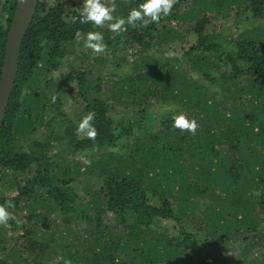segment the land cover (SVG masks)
<instances>
[{"label":"trees","instance_id":"16d2710c","mask_svg":"<svg viewBox=\"0 0 264 264\" xmlns=\"http://www.w3.org/2000/svg\"><path fill=\"white\" fill-rule=\"evenodd\" d=\"M129 2L136 8L143 0ZM15 6L16 0H0V75ZM233 9L250 25L223 45L221 34L208 28ZM173 23L189 27L179 31ZM93 26L81 23L80 10L64 0H39L22 40L0 124V177L32 165L36 172L16 195L0 196L15 217L0 225V264H264V0H175L159 25L125 24L105 40L130 54L117 97L131 109L127 123L116 124L102 85L88 81L85 71L64 80L76 81L83 116L95 114L94 138L79 137L71 126L62 136L75 154L101 151L82 171L102 181L85 201L74 189L80 167L52 173L44 155L33 146L22 151L16 142L43 120L55 84L46 74L61 68L78 39L98 32ZM187 35L193 43L182 55L152 54L155 47L182 45ZM206 56L224 60L228 72L210 77L207 68L215 62ZM184 62L211 86L182 72ZM151 100L165 106L157 120ZM173 112L194 119L195 131L174 129ZM154 122L156 130L148 133ZM126 139L130 146L122 144ZM54 215L66 231H50L40 241L35 229ZM71 223L88 226L80 234ZM190 223L200 234L188 230ZM51 245L60 250L50 253Z\"/></svg>","mask_w":264,"mask_h":264},{"label":"rangeland","instance_id":"374dc122","mask_svg":"<svg viewBox=\"0 0 264 264\" xmlns=\"http://www.w3.org/2000/svg\"><path fill=\"white\" fill-rule=\"evenodd\" d=\"M81 2V3H79ZM106 5H114V11L112 13L113 17H124L126 18L130 9L133 8L129 0H102ZM64 3L68 5L69 9H79L82 7V0H64ZM185 5L182 4L181 11L185 9ZM236 10L233 9L227 14H220L214 18L213 23L208 28V33H220L223 39V45H226L227 42L235 39L238 33L243 30L245 27H249L250 24L242 21L243 14L239 13L238 15ZM240 20V21H239ZM114 22V21H113ZM108 23L105 22L102 26H97L94 23V29L102 34L103 43L105 45L103 52H93L90 48L84 46L85 39L80 38L73 44L70 49V52L64 57L62 61L61 68L56 72H51L46 74V79L52 78L54 80V89H51V94L47 97L46 112L43 114V120L39 126L36 127L34 132L28 137H21L17 139V145L22 151H30L32 148L37 152H40L44 155L47 165L50 163V171L53 173H59L60 169L65 171H74L76 168L80 167L81 175H77L75 182V190L78 194L81 195L82 200H87V194L97 191L100 187L102 181L96 177L92 176L89 173H84L83 168L90 163L96 161L98 154L101 152L85 153V154H75L72 152L71 147L67 143L63 136V129L68 126L73 127L77 131L79 122L82 120L83 116V107L85 100L82 97H79L77 94L76 81L64 82L68 80L77 72H86V79L88 81H97L102 86L101 98L106 99L113 108V113L111 114L113 120L116 124L127 123L129 117L131 116V109L124 110L122 104L117 100L118 97V88L121 80L127 72V64L130 63V54L124 50L121 46L115 45V47H109L105 44V40H112L116 33L111 32L108 29ZM159 25V22H158ZM172 27H175V23L172 24ZM189 25H184L178 27L177 30H186ZM123 27L121 28V31ZM193 43V38L190 35H187L182 45H172L169 49L167 47L153 49V55L157 54L156 52L161 53L164 57L180 56L186 49L189 48V44ZM208 57V62H215L213 66L209 64L208 70H210V77L218 79L223 76V73L228 72L229 67L224 60L215 61L214 57ZM218 64L220 66H218ZM41 73H44L43 65L41 64ZM185 74L187 73L190 76H193L201 83L211 86V83L204 75H201L197 72H194L188 67L187 62H184L180 65L179 68ZM56 87V88H55ZM93 92V91H92ZM89 97L94 98V93H91ZM153 106H151L150 112L153 114V117L157 119L162 116V111L165 106L161 105L158 101L151 100ZM233 103L230 102L227 107L230 108ZM176 110L179 109V106L174 107ZM41 118V117H40ZM132 121V119H130ZM150 126H146L148 133H152L156 130L154 123H150ZM134 136L136 137V130H133ZM79 137H87L83 133H78ZM123 145L130 146V139L122 141ZM39 145V147H38ZM117 151V148L113 149ZM59 170V171H58ZM36 168L32 165L22 174L7 173L6 178L1 180L0 177V196L3 197H13L17 193V187L23 186L24 181L27 178H31L35 175ZM96 175L95 172H91ZM80 174V173H79ZM196 224H189L187 228L189 231L194 233V236H197ZM87 224L81 223H71V230L75 229L78 233L83 234ZM66 226L63 223L62 219L57 215L49 218V221L40 224L35 229V236L40 239V241H47V237L50 231L57 230L60 233H64ZM91 229V227H90ZM93 230V228L91 229ZM54 245H51L50 253L58 252L60 247L53 248ZM49 251H46L48 254ZM264 254V253H263ZM231 255V254H230ZM50 259L54 258V255H48Z\"/></svg>","mask_w":264,"mask_h":264},{"label":"clouds","instance_id":"9594fccd","mask_svg":"<svg viewBox=\"0 0 264 264\" xmlns=\"http://www.w3.org/2000/svg\"><path fill=\"white\" fill-rule=\"evenodd\" d=\"M174 2L175 0H143L138 7L130 9L127 17L124 18L113 17L114 5L106 6L102 0H82L80 19L81 23L91 22L97 26H102L105 22H109L108 29L119 34L120 29L125 24L135 27L137 22H141L144 25L152 22L158 23L170 13ZM84 46L90 48L93 52H103L105 45L102 34L89 32L85 38ZM94 116L93 112H89L84 116L78 124L77 132L83 133L88 138H94L96 130L91 123ZM171 119L174 129L194 132L197 127L196 121L194 119L190 121L182 112L179 114L173 112ZM6 203L11 206L10 202ZM9 220H15V217L6 210L4 205H0V225L7 227ZM65 264H71V261L65 260Z\"/></svg>","mask_w":264,"mask_h":264},{"label":"water","instance_id":"95a60500","mask_svg":"<svg viewBox=\"0 0 264 264\" xmlns=\"http://www.w3.org/2000/svg\"><path fill=\"white\" fill-rule=\"evenodd\" d=\"M39 0H16L14 14L6 36L0 75V124L13 90L22 40L33 20Z\"/></svg>","mask_w":264,"mask_h":264}]
</instances>
